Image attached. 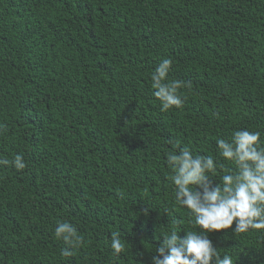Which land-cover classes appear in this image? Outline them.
<instances>
[{
    "label": "trees",
    "instance_id": "obj_1",
    "mask_svg": "<svg viewBox=\"0 0 264 264\" xmlns=\"http://www.w3.org/2000/svg\"><path fill=\"white\" fill-rule=\"evenodd\" d=\"M162 58L191 82L182 110L152 95ZM0 123V157L27 164L0 168V264H109L114 231L129 243L116 264H147L168 213L191 229L169 141L215 157L218 136L264 131V0H0ZM57 220L89 241L74 257ZM209 238L234 264H264L256 234Z\"/></svg>",
    "mask_w": 264,
    "mask_h": 264
},
{
    "label": "clouds",
    "instance_id": "obj_2",
    "mask_svg": "<svg viewBox=\"0 0 264 264\" xmlns=\"http://www.w3.org/2000/svg\"><path fill=\"white\" fill-rule=\"evenodd\" d=\"M172 64L171 58H162L149 74L152 95L165 113L182 110L184 98L179 90L191 88L190 81L169 79ZM6 132L7 126L0 123V136ZM169 143L172 149L165 153L167 180L175 205L185 211L191 229L179 231L181 219L168 213L171 218L161 222L165 227L153 237L157 243L148 252L147 264H234L233 255L221 254L209 235L231 229L232 233L256 234L264 239V131L244 128L233 131L229 139L218 136L215 157L194 153L179 140ZM8 166L24 170V155L0 157V168ZM216 176L218 180L212 178ZM53 235L63 243L60 256L65 259L74 257L89 243L77 224L69 220H57ZM127 244L120 231L111 233L109 264L119 261ZM139 255L143 257V252Z\"/></svg>",
    "mask_w": 264,
    "mask_h": 264
}]
</instances>
